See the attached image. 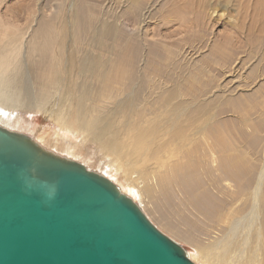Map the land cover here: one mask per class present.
<instances>
[{
    "label": "bare ground",
    "instance_id": "1",
    "mask_svg": "<svg viewBox=\"0 0 264 264\" xmlns=\"http://www.w3.org/2000/svg\"><path fill=\"white\" fill-rule=\"evenodd\" d=\"M58 1H61V8H65V11L73 3V0ZM125 4L135 13H130L125 8L116 13L113 19H102L92 14L91 7L82 6L81 0L77 2L75 0V8L79 10L70 23L72 27L61 14L52 16L49 21L46 19L35 31L28 41V62L30 61V65L33 66L28 64L31 67L29 75L31 74V79L41 86V91L48 93L44 99L37 96V103L40 105L38 109L62 84L66 75L63 74L61 67L64 68L65 63H69L64 56L66 48L71 45L73 52L80 57L77 74L80 82L71 84L65 97L72 103V108L70 110L69 107H64L66 114L62 118L63 125L70 130L89 134L91 141L97 142L107 151H116L119 155H123V152L114 130L117 126L123 125L124 136L132 148L139 147L145 153L159 159L163 154L176 159L170 165V171L158 177L156 181L158 190L156 187L149 188L148 192L159 194V197L167 202L168 208L174 211V219L179 223L185 221L190 226L192 222L182 214V210L187 206L193 207L196 213L214 224L224 221L227 213L223 211L226 209L229 212L236 211L237 215L231 221L223 239L201 251L212 262L211 264H240V256L245 253V247L253 241L260 243L264 239V165L259 167L256 159L253 165L250 159L245 160L246 156L240 147L236 146L233 132L227 127V123L218 120L223 104H234V110L244 113L243 109L246 107L250 109L248 102L245 103L241 99H232L229 102L225 97L209 99L207 96L213 93L209 88L211 83L201 84L199 80L202 78L199 77L200 73L208 71L209 61L223 69L232 67L236 61H228L225 54L226 45L232 44L241 51L246 48L247 42L237 40L234 42L232 37L231 42L227 40L222 46H214L211 49L210 56L213 60L207 57V61L202 60V66L194 61L189 63L185 59L188 57L185 52L200 51L195 44L204 43L203 36L191 39L196 38L197 31L205 32L209 29L210 25L205 21V16L213 17L217 14L218 17H222L215 7H211L210 0H191L184 14L178 11L173 13L169 25L175 28V24H178V28L163 36L168 41L167 44L161 42L162 45L153 46V43H145L143 47L138 43L136 34L126 37L122 35L123 29L119 22L124 18L131 26L136 27L138 18L141 24L140 15L145 8L141 0H124V6ZM22 11L27 15L26 22L34 17L32 12L35 10L30 11V8L22 7ZM4 15L13 23L22 20V14L16 11ZM3 17L0 14V117L5 116V119L0 118V122L9 125L10 118L9 115L6 116L8 112L12 115L14 111L23 109L21 88L27 86V83H24L27 77H24L26 74L24 68L27 67L22 59L26 51L22 53V49L26 31L16 30L13 25L6 23L9 20L6 21V17L5 19ZM188 19H192L195 28L188 26L186 23ZM4 20L6 22L2 23ZM58 23H61L60 26H57ZM258 32V35L251 38L255 46L263 41L261 35L264 36V22L262 27L258 28ZM188 35L190 37H186ZM180 36L185 37L179 38ZM173 38L177 40L174 41ZM178 44L183 49L176 46ZM87 46H98L108 50L116 48L114 61L95 57L86 50ZM54 47L58 48L56 55L53 53ZM84 51L87 52V56ZM238 51L235 54L239 61L240 55L244 53ZM51 53L52 59L48 57ZM259 55L263 62L264 49H261ZM242 64L246 65L244 61ZM199 66L203 70L195 73ZM66 74L70 76L72 72L68 71ZM84 75L88 77L95 75L94 83L88 85ZM67 80L69 79H65L66 85ZM101 99L113 102L98 111L96 105ZM60 109L59 101L45 115H50L51 118L55 114L60 116ZM116 116L120 118L116 119ZM135 131L137 133H134ZM127 132L134 133L133 137L127 138ZM130 153L131 151L128 154ZM128 154H125V158L129 156ZM193 160L198 163H193ZM223 183H229V188L234 189L232 192L224 193V198L221 199L216 197L213 191L217 189L219 193L224 192L223 189L219 190ZM245 195H248L250 201L245 202L240 208L239 205ZM181 197L186 201L178 202ZM134 198L145 213L146 205H143L142 199H138L141 198L140 195ZM137 200L141 202L138 203ZM232 204L238 205L237 210L231 206ZM161 219L165 222L167 215ZM246 224L251 226L248 236ZM165 226L169 232L175 229V226L172 227L169 223ZM192 228L186 232L181 229L183 235L174 232L173 234L186 240L187 235H193L198 231L197 223Z\"/></svg>",
    "mask_w": 264,
    "mask_h": 264
},
{
    "label": "rangeland",
    "instance_id": "2",
    "mask_svg": "<svg viewBox=\"0 0 264 264\" xmlns=\"http://www.w3.org/2000/svg\"><path fill=\"white\" fill-rule=\"evenodd\" d=\"M141 2L143 8H145L140 15L141 24L139 18L136 27L131 26L124 18H122L119 23L124 30H121L122 35L126 37L136 34L138 43L143 47L145 43H153V46L162 45V43L167 44L168 41L163 36L178 28V24H175V28L169 25L172 18L171 16L176 11L184 14L191 0H141ZM210 3L211 7H215V10L222 14V17H218L217 14H214L213 17L205 16V21L210 25L209 29L205 32L197 31L196 38L191 39L195 40L197 37L203 36L204 43L203 45L195 44L200 51H193L191 53L190 51L185 52L186 54H184L188 56L185 57V59H187L189 63L194 61L202 66V60H206L207 57L213 60V57L210 56V51L214 46H222V43L227 40L231 42L232 37L234 42L235 40L238 42H247L246 48L241 51H238L239 48H235L232 44H227V49L225 48L226 51L224 50L226 57H228V61H236L235 64H233L232 67H224L223 69V67L214 65L209 61L208 71L204 74L200 73L199 78L202 79L199 81L201 84L211 83L209 88H211L210 90L213 93L207 96L209 99H212V97H215L213 99L225 97L229 102H231L232 99H241L245 103L248 102L250 109L246 107V109H243L244 113L242 111L239 112L240 115L233 109L235 108L234 104H223L224 106L222 105L220 110L221 117L218 120L227 123V127L233 132L236 146H239L244 156H246L245 160L250 159L251 165H253L255 163L254 159H256L259 167H262V165H264V61L262 62V58L260 55L258 56V54H260L261 49H264V36L261 35L263 41L257 46L253 45L251 38L258 35V28L262 27L264 22V0H210ZM74 4L75 0H73L72 5H69L65 11V8H61V1L58 0H25V2H23V0H0V14L4 16V19L6 17V21L9 20V22L4 20L2 23H10L13 25L12 27H15V29L20 32L23 29L26 31L22 49V53L25 51L26 53L23 55L24 58L22 59L26 62L27 67L24 68L26 70H24V72H26L24 77L27 76L24 83H27V86H25L27 89L24 86L21 88L23 104L21 106L23 109L14 111L12 115L8 112L6 116L9 115L8 117L11 120H9L11 125L4 122H0V124L2 125L4 123L3 126L11 130L25 133L34 138L35 141L46 150L51 152L54 151L53 153L61 157L78 161L84 164L88 170L95 171L109 178L117 185L120 191L123 194H127L128 197H137L140 195L141 198L138 199H142L143 205H146L145 209L148 211V213H146V211L145 214L160 231L182 245L188 251L190 259L194 263L211 264L212 262L207 259L201 249L211 246L223 239L230 228L231 221L236 217L237 212H229L226 209L223 211V213H227L224 221L219 222V224H214L206 220L202 215L196 213L193 207H184V210H182L183 216L191 221L193 226L197 223L198 228L196 229L198 231H195L193 235H187L186 240L175 237L173 232L183 235L181 232L182 230L184 232L190 231V229H193V226H190L185 221H182V223L177 222L173 217L174 211L168 208L167 202L164 199L162 200L159 194L148 192V189H154L156 187L158 190L156 186L158 177L165 172H169L170 165L176 159L168 157L167 154H163V157L159 159L151 156L149 153H145L139 147L132 148L124 136L123 132L125 131L123 125L117 126L114 130L116 137L119 138V144L123 155H119L116 151H107L105 147L102 148L97 142L91 141L89 134L70 130L63 125L62 118L66 114L64 107H69L70 110L72 108V103L67 101L65 97L69 92L71 84L80 82L79 77H77L79 67L78 61L80 57L76 52H73L71 45L66 48L67 52L64 56L70 64L65 63L64 68L61 67V69H63V74L66 75L63 78L62 84L57 87L50 99L38 109L40 105L37 103V96L44 99L48 93L41 91V86L36 84L34 79H31V74L29 75V69L33 66L30 65V61L28 62V41L31 40L32 35L43 25L46 19L49 21L54 15L62 14L64 18H67L69 25L72 27L70 23L73 22V17L79 10L75 8ZM81 5L91 7L92 14H96L102 19H113L116 17V13L125 8L130 13H135L129 10L127 4L124 6V0H81ZM22 7L25 9L30 8V11L35 10L32 12L34 17H31L29 22H26L27 15L23 14ZM15 11L22 14V20L18 21V23L16 22L17 24L10 21V18L4 15L7 13H14ZM145 12L146 16H144ZM125 18L127 19V17ZM186 23L191 28H195L192 19H188ZM60 24L61 23H58L57 26H60ZM17 33L19 34V32ZM190 35L186 37H190ZM182 37L185 36H180L179 38ZM173 40L176 41L177 38H173ZM169 41L172 42V40ZM176 46L181 47L180 44ZM57 49V47H54V55H56ZM86 50L95 55V57H101L106 61L108 58L111 61L115 59L116 48H110V50H108L98 46H87ZM236 51H238V53H244L240 55L239 61L235 54ZM84 53L86 56L88 55L86 51H84ZM48 57L52 59L53 54L51 53ZM37 60L39 59L37 58ZM179 60L181 59L179 58ZM241 60L246 63L245 66L242 64ZM201 68L202 67L196 70L195 73H199L200 70L202 71L203 69ZM68 71L69 73L72 72L70 76L66 74ZM83 77H86L85 81L88 85L94 83L95 75L92 77L84 75ZM66 78L69 79L67 80V85L65 81ZM199 81L198 87H200ZM213 86L214 88H212ZM244 96L248 100L243 99L245 98ZM204 98L206 97H203V99ZM59 101L61 103V109L59 111L60 116L55 114L54 117L51 118L50 115H45L51 111L54 105ZM112 102L113 101L108 99H101L100 102L97 103L96 108L98 111L103 110L107 105H111ZM232 111L233 113H231ZM95 113L97 115V112ZM119 118L116 116V119ZM3 119H5V116ZM228 122L230 123L229 126ZM116 131L121 134H117ZM134 133H137V131ZM134 133L130 134L127 132V138H132ZM129 151H131L130 154H128ZM125 154L129 156L125 158ZM194 161L195 160H193V163H198ZM214 165H216V163ZM216 174L218 175L219 172ZM148 179L149 181H147ZM201 179L203 180L202 177ZM203 184H205V182ZM228 184L229 183H223L220 186L219 190L223 189L224 192L219 193L217 189H214L213 194L223 199L224 193L232 192L234 189L233 187L230 189ZM211 189L213 190V188ZM134 197L130 198L134 200L136 199ZM248 200L250 201L248 195L243 196V201L239 205L240 208H242V205L248 202ZM181 201H186V199L181 197L178 199V202ZM137 202L139 203L141 200H137ZM231 206L236 210L238 208V205L232 204ZM228 208H230V206H228ZM165 214L167 215V219L164 222L161 218H164ZM167 223L172 227L175 226L173 232H169L165 229V224ZM246 226L248 236L251 231V226H248V224H246ZM260 246L262 247L260 248ZM239 263L264 264V239H262L260 243H255V241H253L251 244L247 245L245 247V253L240 256Z\"/></svg>",
    "mask_w": 264,
    "mask_h": 264
},
{
    "label": "water",
    "instance_id": "3",
    "mask_svg": "<svg viewBox=\"0 0 264 264\" xmlns=\"http://www.w3.org/2000/svg\"><path fill=\"white\" fill-rule=\"evenodd\" d=\"M0 264H196L109 178L0 124Z\"/></svg>",
    "mask_w": 264,
    "mask_h": 264
}]
</instances>
